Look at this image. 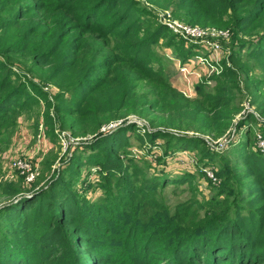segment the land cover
Returning <instances> with one entry per match:
<instances>
[{
    "label": "trees",
    "instance_id": "trees-1",
    "mask_svg": "<svg viewBox=\"0 0 264 264\" xmlns=\"http://www.w3.org/2000/svg\"><path fill=\"white\" fill-rule=\"evenodd\" d=\"M179 6L201 9L205 15L198 19L215 25H223L230 11L243 7L244 12L232 18L242 31L264 14V0H180ZM30 13L44 16L55 28L29 19L19 27L20 42L0 37V51L31 54L34 63L54 66L47 80L56 79L60 91L72 94L67 104L56 108L72 117L59 120L60 129L69 127L73 135L97 132L128 110L148 115L149 104L169 115L192 116L201 121L197 129L203 131L224 133L231 126L230 122L219 126L222 119L230 118L228 114L208 118L205 113L238 110L231 107V93L240 86L237 73L226 70L213 76L220 83L215 94L205 91L206 80L200 82L197 94L202 98L190 100L172 86L154 55V43L162 37H169L171 43L178 35L163 23L152 24L138 0H34L20 5L0 27L9 31ZM85 33H93L106 47L114 46L109 64L115 69L103 75L97 74L103 70L101 63L91 65L65 82L76 65V39ZM238 45L231 59L238 62L247 48V56L264 71V30L256 42ZM190 55L189 51L180 59ZM13 73L0 64V130L14 128L32 106V96L25 85L15 84ZM143 79L165 87V95L156 102H144L136 92ZM152 122L172 124L158 118ZM140 127L130 123L102 134L84 145L89 151L85 162L77 158L68 167L75 172L74 162L79 165L77 171L98 164L103 178L98 186L110 191L108 196L89 200L60 174L48 186L33 188L28 191L31 194H20L15 202L5 204L0 209V264H264V152L247 140L229 150L232 157H222L219 169L209 159L207 168L221 181L218 195L225 196L197 205L181 203L171 212L155 198L157 190L164 182H183L188 176L144 174L128 153L127 131ZM160 136L170 139L172 152L190 151L202 143L161 129L136 132L146 148ZM47 157L44 153L43 164L53 162ZM4 193L19 194L10 188Z\"/></svg>",
    "mask_w": 264,
    "mask_h": 264
},
{
    "label": "rangeland",
    "instance_id": "rangeland-1",
    "mask_svg": "<svg viewBox=\"0 0 264 264\" xmlns=\"http://www.w3.org/2000/svg\"><path fill=\"white\" fill-rule=\"evenodd\" d=\"M33 2L34 0H0V26L5 19L13 16V12L20 5ZM138 2L149 16L152 24L163 23L178 35L173 38L171 43H169V37H162L154 43V55L163 64L165 75L169 77L172 86L180 89L193 102L202 98L197 94V86L200 82L206 80L205 91L213 94L217 92L220 85L213 77L219 74L210 75L203 72L202 69H205L203 65L196 66V60L200 54L213 61L218 59L217 53H213L212 49L204 46L201 39L207 37L219 43L222 50L220 54L222 72L234 70L239 80L240 86L231 93V96H234L231 107L238 108V110L218 109L217 113L213 111L205 114L208 118H212L216 114L218 116L228 114L230 118L222 119L219 126L229 122L231 126L224 133L203 131L197 129L199 125L201 126L200 120L196 121L192 116L182 118L178 115H169L160 109L150 107L149 104L147 105L148 115L128 110L123 118L106 123L97 132L73 135V129L69 127L60 129L57 126L59 120L72 118L65 117L56 110L61 104H67L72 94L60 91L54 83L56 79L47 80L51 76L54 66L34 63V57L31 54H10L0 51V64L6 70L11 68L14 71L13 77L16 78L15 84L25 85L26 90L32 96L29 100L32 104L31 108L19 116L17 125L14 128L7 127L6 129L4 127L0 130V209L5 204L15 202L22 194H31V191H28L33 188L39 189L48 186L60 174L68 184L80 188V193L89 200H97L99 196L101 198L108 196L110 191L98 186L103 181L101 167L95 163L89 166L84 165L77 171L79 165L75 163V160L81 158L85 162V156L89 151H86L84 145L92 144L102 134L126 127L130 123H138L141 127L138 130L127 131V135H130L128 153L134 157V162L143 170L144 174L150 177L159 174L158 176L161 177L164 172L165 175L172 178L188 176L187 181L164 182L157 190L155 198L167 206L171 212H174L176 206L181 203L194 202L197 205L205 203L213 197L225 196L224 194L218 195L221 183L219 178L212 179L206 171L209 159L211 165L213 164L212 166L219 169L222 157H232L228 153L229 150L240 146L241 141L249 140L251 146L260 150L258 134L264 136V104L261 105L264 98V71L255 66L254 61L247 56V48L241 51L242 58L238 62L232 60L230 54L238 52V44L241 42L249 44V42H256L259 39L264 30V14L254 21L249 30L242 31L241 26L232 19L233 16L244 12L245 9L240 6H238L240 7L239 11L229 12L226 23L215 25L198 19L205 15L201 9L180 7V0H138ZM29 19L41 20L43 25L55 28L49 25L44 16L30 13L25 19L19 21V25L9 31H6L3 26L0 27V37L7 39L9 43L20 42L22 34L19 27ZM61 28L63 31L67 30L66 27L61 26ZM185 28L202 30L204 35H196L192 31L188 32ZM44 38L49 39V35ZM42 43L43 41L38 42V44ZM36 49L37 47L34 48V50ZM189 51L192 55L182 61L180 57L187 55ZM114 52L116 50L113 45L106 47L105 43L93 33H85L81 40L76 39V65L73 71L65 76L67 78L65 82L73 80L78 73L85 72L87 67L99 63L103 66V70L97 74L108 75L115 69L109 64V57ZM181 63L187 64L189 72L181 71ZM189 87L192 88L191 96L185 93V89ZM165 90V87L143 79L138 81L136 92L144 102L153 103L165 95ZM159 106L162 107L161 104ZM248 117L252 119V123L247 121ZM157 118L160 122L168 121L172 124L168 127L159 126L160 123L152 122V119ZM112 125L117 126L112 128ZM156 129L170 132L176 136L195 137L202 140V143L188 152L183 150L172 152L170 151L172 143L168 138L161 136L153 138L146 148L143 142L136 137L137 131L142 133L146 130ZM44 153L53 162L43 164V161H39ZM15 154L31 156L34 163L38 165L39 174L34 182L27 183L25 177L19 172H11L9 161ZM72 161H75V172L68 168ZM5 188H10L19 194L8 195L4 193Z\"/></svg>",
    "mask_w": 264,
    "mask_h": 264
},
{
    "label": "built area",
    "instance_id": "built-area-1",
    "mask_svg": "<svg viewBox=\"0 0 264 264\" xmlns=\"http://www.w3.org/2000/svg\"><path fill=\"white\" fill-rule=\"evenodd\" d=\"M185 29L188 32L192 31V32L196 33V35H199V36H201L202 34L204 35V32L202 30L187 29V28H185ZM221 32L223 33L225 31H221ZM199 36H197V37H199ZM201 40H202V43L204 44V46H206L209 49H212L213 53H217L216 57H218V59L216 61H213L212 59L200 54V56L197 57L196 66L198 67L199 64L203 65L205 67V69H202L203 72H207L210 75L214 74V73L220 74L222 72V65L220 64V54L222 52L221 46L219 45V43L217 41H214L211 38L205 37V39L202 38ZM180 69L183 73L189 72V67L187 66V64L181 63ZM198 75H200V74H198ZM201 75H202V72H201ZM201 75H200V77H201ZM185 93L186 94L188 93L191 96L192 95V88H190V87L186 88ZM116 126L117 125H115V126L112 125L111 127L115 128ZM258 145H259L260 150L262 152H264V136L261 134H258ZM186 152H188V151H186ZM9 168H10L11 172H19L21 175H23L25 177V181L27 183L34 182V180L36 179V177L39 174L38 165L35 164L34 161L32 160V157L28 156V155H21V154L13 155L9 161ZM206 171L212 179H214V180L217 179L212 168L208 167L206 169Z\"/></svg>",
    "mask_w": 264,
    "mask_h": 264
},
{
    "label": "crops",
    "instance_id": "crops-1",
    "mask_svg": "<svg viewBox=\"0 0 264 264\" xmlns=\"http://www.w3.org/2000/svg\"><path fill=\"white\" fill-rule=\"evenodd\" d=\"M39 137H42V135H39ZM43 159V155H41V158L39 159V161H42Z\"/></svg>",
    "mask_w": 264,
    "mask_h": 264
}]
</instances>
